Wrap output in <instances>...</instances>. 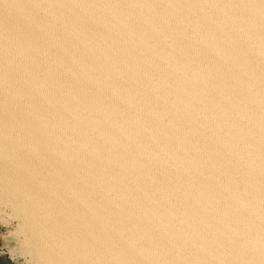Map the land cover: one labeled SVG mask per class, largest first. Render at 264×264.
Instances as JSON below:
<instances>
[{"label":"water","instance_id":"1","mask_svg":"<svg viewBox=\"0 0 264 264\" xmlns=\"http://www.w3.org/2000/svg\"><path fill=\"white\" fill-rule=\"evenodd\" d=\"M0 264H264V0H0Z\"/></svg>","mask_w":264,"mask_h":264}]
</instances>
